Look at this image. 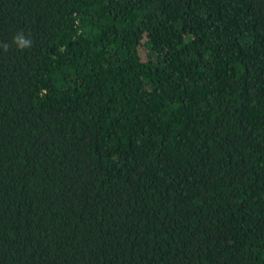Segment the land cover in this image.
Returning <instances> with one entry per match:
<instances>
[{
	"label": "trees",
	"instance_id": "1",
	"mask_svg": "<svg viewBox=\"0 0 264 264\" xmlns=\"http://www.w3.org/2000/svg\"><path fill=\"white\" fill-rule=\"evenodd\" d=\"M3 43L0 264H264V0H0Z\"/></svg>",
	"mask_w": 264,
	"mask_h": 264
},
{
	"label": "clouds",
	"instance_id": "2",
	"mask_svg": "<svg viewBox=\"0 0 264 264\" xmlns=\"http://www.w3.org/2000/svg\"><path fill=\"white\" fill-rule=\"evenodd\" d=\"M13 43L19 50L27 49L32 46V41L30 39L25 38L22 33H18L16 36L13 37ZM9 47L10 45L7 43L0 44V48H3L5 52L9 50Z\"/></svg>",
	"mask_w": 264,
	"mask_h": 264
}]
</instances>
